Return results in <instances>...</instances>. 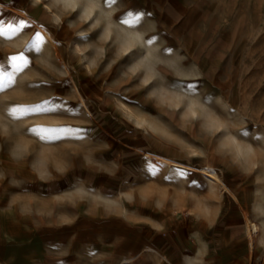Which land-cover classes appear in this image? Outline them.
<instances>
[{
  "label": "rangeland",
  "instance_id": "obj_1",
  "mask_svg": "<svg viewBox=\"0 0 264 264\" xmlns=\"http://www.w3.org/2000/svg\"><path fill=\"white\" fill-rule=\"evenodd\" d=\"M83 7L0 0V18L26 22L0 36V62L11 73L9 57L31 60L0 95V264H264V156L232 161L217 148L221 133L199 119L200 109L215 111L234 137L264 149L237 135L264 136V0H95L86 31ZM129 9L150 16L129 29L116 21ZM36 33L40 51L26 52ZM147 47L146 59L125 63ZM170 79L195 83L198 94L171 90ZM46 100L66 108L3 110ZM64 126L84 138L45 144L25 134ZM17 140L24 148L13 157ZM180 167L191 187L165 181ZM247 220L259 224L254 250Z\"/></svg>",
  "mask_w": 264,
  "mask_h": 264
},
{
  "label": "snow or ice",
  "instance_id": "obj_2",
  "mask_svg": "<svg viewBox=\"0 0 264 264\" xmlns=\"http://www.w3.org/2000/svg\"><path fill=\"white\" fill-rule=\"evenodd\" d=\"M74 2V0H55V3L60 4L63 3L65 5H71ZM119 0H105V3L110 6H114L117 4ZM84 9V16L88 19L85 23V29L91 27L93 23L96 22L95 18L91 16V5L95 3V0H82ZM145 16H150V13H147L143 10H134L129 9L127 12L121 13L118 17H116L117 23H119L122 26H126L129 29L134 28L135 26L139 25L142 22V19ZM15 20V18H13ZM26 27V22L24 20H18V22L13 21H5L2 18H0V36L5 37H11L12 35L19 34L22 30H24ZM43 27V26H42ZM100 33L97 32L96 35L98 36ZM89 39H94V37H82L80 42L87 43ZM114 40L116 37L113 38ZM122 41L125 42H131L133 37H120ZM156 40V37H148L145 41L147 45H151L153 41ZM44 42L43 36L40 35V33H36L33 39L29 42L26 52H32L40 51V46ZM57 43L59 44V40H57ZM164 52L166 54H170L172 52V49L168 48L165 49ZM147 53L142 50H136L129 54L128 59L125 60V63H128L129 60L132 59H139L144 60L147 58ZM10 61V67L12 69V72L9 73L4 68V65L2 62H0V95L4 93V90L12 85L15 84L14 76L16 73H22L24 70H26L31 65V60L26 57L25 53H21L19 55H14L8 58ZM70 86V85H68ZM32 87V86H29ZM169 87L173 91H179L180 93L184 95H191L195 96L197 95V86L195 83L191 82H180L174 79L169 80ZM167 98V97H165ZM179 97H174L173 101L169 102H178ZM209 104H211V101H208ZM138 107V105H134ZM196 105H192L189 107L188 112L191 116L195 117L197 115L195 108ZM66 108V105L63 102H54V101H44L42 104H37L34 106L26 107V108H20L15 105H9L4 104L3 110L7 115L10 117H18L19 116H25L28 113H37V114H57L61 109ZM71 110V109H69ZM234 114V110H233ZM143 127V123L141 122L140 125ZM205 127L209 131H215L217 132L218 129V122L216 120H213L211 118H205ZM26 135H32L34 138L38 139L40 142L45 144H55L58 142H65L70 139L75 140H82L83 133L81 129H76L68 126L64 127H28L25 129ZM224 133H221V135L218 137V139H221L223 137ZM241 138L243 139H253L256 142H260L264 140V136L256 134L252 135L250 132L245 129L238 133ZM148 171L151 173L152 176H156L158 172L159 166L155 164H148ZM197 171H202V169H197ZM172 175L165 176V181L172 183L175 181L176 177H179L181 180L188 179L189 187H191L193 184H195L194 180L189 179L190 173L183 170V167L172 169ZM207 179V178H206ZM202 191L207 190V185H204V187L201 189ZM97 251H89L88 255L90 257L97 255ZM58 264H65L64 261L58 262Z\"/></svg>",
  "mask_w": 264,
  "mask_h": 264
},
{
  "label": "clouds",
  "instance_id": "obj_3",
  "mask_svg": "<svg viewBox=\"0 0 264 264\" xmlns=\"http://www.w3.org/2000/svg\"><path fill=\"white\" fill-rule=\"evenodd\" d=\"M194 105H196L195 102ZM196 106L199 107L198 105ZM205 118H211L218 122L217 132L224 133V135L221 139H219L217 148L232 161L242 162L246 157L253 153H256L258 156H264V149L254 148L251 144L240 141L234 137L230 133V129L234 126L224 121L215 111L200 109L199 119L205 123ZM23 148L24 145L22 141H15L10 150V155L15 157L18 151H23ZM200 243L202 246L206 247V245L203 244V241Z\"/></svg>",
  "mask_w": 264,
  "mask_h": 264
},
{
  "label": "bare ground",
  "instance_id": "obj_4",
  "mask_svg": "<svg viewBox=\"0 0 264 264\" xmlns=\"http://www.w3.org/2000/svg\"><path fill=\"white\" fill-rule=\"evenodd\" d=\"M86 9H84V7H83V11H85ZM147 54H149L150 52H151V48L150 47H147ZM149 56V55H148ZM206 168V167H205ZM207 169H209V168H207ZM204 171V170H203ZM215 172V171H214ZM214 172H209V170L207 171V172H205L207 175H208V178L211 180V179H218V180H220L217 176H216V174L214 173ZM221 182V181H220ZM221 185H219V186H221L222 188H220L221 189V191L224 189V186H223V182H221L220 183ZM246 230H247V233H248V236H249V238H250V245H251V248H252V250H254V248H255V243H256V233L258 232V230H259V224L258 223H254L252 220H247V222H246ZM258 237V236H257ZM251 250V251H252Z\"/></svg>",
  "mask_w": 264,
  "mask_h": 264
}]
</instances>
